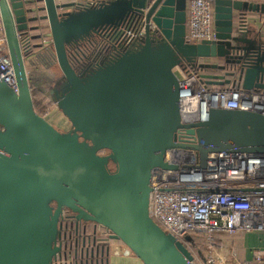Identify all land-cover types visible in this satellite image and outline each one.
Returning <instances> with one entry per match:
<instances>
[{
  "label": "water",
  "instance_id": "1",
  "mask_svg": "<svg viewBox=\"0 0 264 264\" xmlns=\"http://www.w3.org/2000/svg\"><path fill=\"white\" fill-rule=\"evenodd\" d=\"M82 1L0 0L16 84L15 92L0 75V264H55L66 212L107 231L142 264H191L190 252L149 216L153 172L175 170L164 158L177 149L195 151L198 169L215 154L264 158V115L218 108L204 122L184 124L175 70L219 60L199 66L230 68L200 75L206 85H228L238 74L243 90L264 94V41L249 38L246 20V13L264 14V4L214 0L215 41L189 44L186 0ZM40 21L62 74L53 102L68 131L34 110L22 37ZM130 23H144V37L79 76L69 47Z\"/></svg>",
  "mask_w": 264,
  "mask_h": 264
},
{
  "label": "built area",
  "instance_id": "2",
  "mask_svg": "<svg viewBox=\"0 0 264 264\" xmlns=\"http://www.w3.org/2000/svg\"><path fill=\"white\" fill-rule=\"evenodd\" d=\"M213 1L186 0L187 43L215 41ZM149 27L151 31L155 30L151 22ZM119 32V40L111 42L110 46L122 45L124 49L144 37L145 24L126 26ZM31 36L28 33L22 37L26 54L31 52ZM46 39L43 44H48L49 39ZM217 61L200 59L197 64L209 65ZM175 74L182 90L180 114L184 124L204 122L209 110L218 108L264 115V94L243 90L238 74L227 85L232 87L224 86L222 89L206 85L198 71H189L186 67L176 68ZM0 75L16 92L1 21ZM46 103L44 118L53 106L56 107L55 103ZM179 136L186 144L195 143L193 138L186 139L183 134ZM164 160L176 169L153 172L149 216L163 232L190 252L191 264H264V158L215 154L208 157L204 169H198L195 151L177 149L168 151ZM253 234L262 235L263 248L253 250L250 259H240L234 243L223 253L225 249L220 242L224 236L240 238ZM197 239L204 242L202 252L193 242ZM125 254L129 255L126 248ZM55 264H64L60 254Z\"/></svg>",
  "mask_w": 264,
  "mask_h": 264
},
{
  "label": "flooded vegetation",
  "instance_id": "3",
  "mask_svg": "<svg viewBox=\"0 0 264 264\" xmlns=\"http://www.w3.org/2000/svg\"><path fill=\"white\" fill-rule=\"evenodd\" d=\"M88 3H92V2L88 1ZM79 4L85 5L87 3L80 2ZM186 23H187V17H186ZM133 24L134 23H130L127 26H131ZM125 27L126 26L121 27L113 32H105V33L101 32L99 34H95L91 37L89 41L87 42L85 41L78 45L69 47V52H68L69 58L79 76L85 78L93 71L110 63L115 58L116 52L130 48V46H126L123 49L122 45L120 47H116L113 45L110 46L111 42L115 43L117 42V40H119V37L121 35V32L119 31ZM44 46L48 47L50 45L43 44V46L41 47ZM29 56H31V52H27L25 57L26 61ZM200 65H204V64H200ZM209 65L221 66L223 65V62L217 61L216 63H211ZM198 66L199 65L197 63L195 64V66H189L184 64V67H186L189 71H198L201 75L203 74L218 75L217 72L219 71L212 69H206V70L200 69ZM229 71L230 68L225 69L224 73H222L221 75ZM229 80H231V78ZM205 81L206 80H203L202 82ZM62 82L63 80L61 79L57 83V87L55 89L56 92L53 97H55V95L59 93L58 89L62 85ZM62 118L64 119L63 116ZM68 125L69 124L64 119V123H62V125H59L61 128L58 127L57 125L54 126L60 130L68 131L69 130ZM103 230L95 226V224L77 222L72 214L66 212L65 217L62 219L61 222V233H60V238L58 240V245L61 248L60 255L68 256L69 258V261H66L64 259V264H109V257H108L109 253L107 255L106 250L108 247H110L112 241L109 240V233Z\"/></svg>",
  "mask_w": 264,
  "mask_h": 264
},
{
  "label": "rangeland",
  "instance_id": "4",
  "mask_svg": "<svg viewBox=\"0 0 264 264\" xmlns=\"http://www.w3.org/2000/svg\"><path fill=\"white\" fill-rule=\"evenodd\" d=\"M79 1L83 3L82 0H79ZM263 3H264V0H263ZM42 24H43L42 25L43 27L41 29L43 31L44 30L46 31L47 30L46 23L43 22ZM41 29L37 30L36 34L41 36L40 46H43V42L47 39L43 37L44 33H42ZM31 34L33 35L32 32ZM44 51L42 52L39 50H33V48H31V56H29L26 61V70H27L31 88L36 92L40 90L43 91L46 100L54 103L53 96L56 92L55 89L57 87V83L62 79V74L58 69L52 48L49 47L48 52L47 51L44 52ZM54 116H59L61 120L64 122V119L62 118V114L55 106H53L51 110H49V113L47 114L45 119L50 121L53 125H57L58 127H60L59 124L53 123ZM69 128L70 126L68 125V129ZM186 240L188 241V237ZM256 244L260 246V244H262V240L261 241L259 240Z\"/></svg>",
  "mask_w": 264,
  "mask_h": 264
},
{
  "label": "crops",
  "instance_id": "5",
  "mask_svg": "<svg viewBox=\"0 0 264 264\" xmlns=\"http://www.w3.org/2000/svg\"><path fill=\"white\" fill-rule=\"evenodd\" d=\"M75 1H79V0H75ZM249 3L264 4L262 0H252L249 1ZM246 20L249 30H252L251 34L249 35V38L252 39L255 38V36H259L262 39V41H264V14L246 13ZM36 35H37L36 32L33 33V36ZM49 47L50 46L40 47L39 51L43 52L45 50L48 52ZM222 73H224V71L217 72L218 75H221ZM259 240L260 241L262 240V244H260V246L256 244ZM221 241L222 242H220V244H222L223 248L225 249L223 253L228 249L227 247H229L231 244L234 243L238 257L240 259H245V260L250 259L251 252L253 250L263 248V237L262 235L259 234L246 235L240 238L238 237L229 238L227 236L226 237L224 236L223 238H221ZM109 250H110L109 264H142L137 258L131 255H126L125 247L119 242H111Z\"/></svg>",
  "mask_w": 264,
  "mask_h": 264
},
{
  "label": "trees",
  "instance_id": "6",
  "mask_svg": "<svg viewBox=\"0 0 264 264\" xmlns=\"http://www.w3.org/2000/svg\"><path fill=\"white\" fill-rule=\"evenodd\" d=\"M41 5L42 4H40L39 2H35V4L33 5V7H40ZM39 14H42V13H39ZM42 23H43L42 21H40L38 23H32L31 26H37L38 27V30H39V29H41L43 27L42 26L43 25ZM42 33H44L43 35H46L48 33V28H47L46 31L45 30L44 31L42 30ZM43 37L46 38L45 36H43ZM40 38H41V36H40ZM40 38H38V39H31V44H32L33 50H39L40 49V47H41L40 46V40H41ZM211 87L213 89H222V88H224V86H211ZM227 87L230 88L232 86L230 85V86H227ZM31 95H32V101H33V106H34L35 112L38 115L44 117L45 114H46V109H47L48 105L46 103L47 100H46V98L44 96L43 91L40 90V91L36 92V91H34L31 88ZM53 121H57L59 123V125H62V123H64L59 116H54L53 117ZM53 123H56V122H53ZM193 242L195 244L196 249H198V251L202 252V249H203V246H204V242L201 239L194 240ZM61 258L62 259H65L66 261H69L68 256H61Z\"/></svg>",
  "mask_w": 264,
  "mask_h": 264
}]
</instances>
